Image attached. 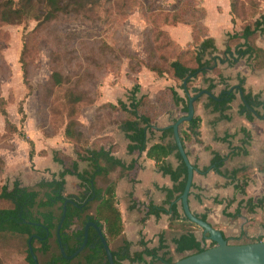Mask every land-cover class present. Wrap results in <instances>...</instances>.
Listing matches in <instances>:
<instances>
[{"label":"trees","instance_id":"trees-1","mask_svg":"<svg viewBox=\"0 0 264 264\" xmlns=\"http://www.w3.org/2000/svg\"><path fill=\"white\" fill-rule=\"evenodd\" d=\"M32 1L34 0H25L27 9ZM99 1L71 0L72 3L65 2L64 4V0H43L49 8L45 21L49 23L60 13L85 14L89 12L88 7L97 5ZM177 1L180 4L181 0ZM194 4L193 11L199 14L197 23L193 21H182V18L179 17L181 15L178 14L184 13L183 16L187 15L188 10L176 14L174 7L172 16L167 14V19L163 22L164 25L158 30V36L153 40L156 43L163 39L166 40L159 48L162 52L164 51L163 54H160L159 57L153 55L151 52L146 54L148 56L147 63L145 64L146 68L159 77L170 73L180 82L179 88L184 90L185 93V97L181 98L174 88H169L162 95L167 93L170 96L172 105L176 108L181 107L180 114L182 117L187 113L189 97L193 98L202 94L194 103V110L200 101L205 99L203 103L205 110H211L212 113L218 114L220 116L219 120L229 121V117L225 113L230 110L231 104L241 92L243 98L239 115L244 117L249 123L255 120H264V99L261 95H253L252 93L245 92L243 88L244 79H240L238 87L232 90L229 85L224 84L226 81L223 78H219V84L223 83L225 88L219 94H215V90L219 84L215 83L214 79L208 78V75L217 70L219 66L225 65L231 68L237 65L242 59L247 57L249 59H257L260 56V51L253 48L249 41L257 34L264 36L263 22L257 21L253 27L244 28L239 36H233L236 38L240 37L244 40V44L237 46L234 50L227 47L222 53H218L214 40L206 38L199 42L205 33V28L200 24L203 11L198 5V0H194ZM179 7L180 5L176 11L181 9ZM5 8L7 11H2ZM12 15L27 17L24 10L21 11L20 9L12 7L10 0H0V27L9 24ZM181 23H189L193 30V42L185 51L180 50L172 43L167 34L162 30L165 26H174ZM108 51L113 54L112 48L109 47ZM134 61L137 60L134 59ZM183 61L187 63H183ZM190 63L192 67L189 66ZM110 64L113 65V62H110ZM140 64H142V61L139 62L138 66L135 65L136 68L133 64L132 66L129 65L130 72L135 74ZM131 67L134 69H131ZM198 80H201L202 85L199 88L193 87ZM184 82H186V86L183 85ZM50 83L53 89L62 87L64 85V78L61 74L54 72L50 78ZM205 92L211 94L213 98L205 95ZM138 93L139 86L134 85L130 91L128 102H118L116 105L108 104L101 107H104L106 111L113 112V114L125 116V119L118 122L115 118L111 119V115H106L109 120V125L117 123L118 130L126 136L129 142L127 147L128 154L147 151V158L155 162L157 171L163 176L170 178L173 187L170 190H165L166 201L164 202V206L169 207V212L172 214L173 220L182 221L187 228H192V226L197 227L190 223L184 214L180 212L182 209L180 197L185 188L187 170L177 151L173 130L170 127L162 132L163 140H168L167 144L154 145L147 150L146 139L152 132V119L142 113L144 98H138ZM82 95L86 100L85 103L89 105H92L97 97L95 94L93 101H90L87 95ZM84 98L79 95L72 96L71 105L75 108L76 106L78 107L84 103ZM20 113H22V110ZM76 115L77 109L75 115H71L70 122L64 129V136L73 144L78 161L86 163L88 169L80 172L76 162H73L71 167L66 166L64 159L56 152L53 156V161L62 168V171L57 175H53L51 180L40 181L36 185V189L23 187L18 180L13 183L11 190L5 187L1 188L0 237H6L9 241H14L18 244L16 249L23 256L22 264H34L29 252V240H31L30 247L36 258L39 255L43 257L48 256V261L45 264H108L103 246L93 228H90L88 231V242L85 249L76 258L72 260L62 258L57 245L56 230L62 217L64 202L72 200L76 205L68 204L66 206V216L60 230V240L64 246L66 256H72L80 248L83 242L84 227L87 223L93 222L101 228L106 243L112 253L114 264H122L123 262L132 264H173V259L170 257L168 250L169 247L166 245L162 235L159 237L158 247L153 249L148 248L147 243L140 242V247L143 250L139 253L131 254V245L127 242H123V245L115 250L111 248V245L122 237V221L120 213L115 207L113 186L108 187L105 191H101L96 189L94 180L97 177L108 176L115 168L132 171L133 164L125 166L121 161L115 159L111 155L112 148L110 150H105L104 148L94 150L85 146L82 149V138L86 141V136L83 134V131L81 132L84 127L76 120ZM3 116L5 117L6 128L9 127L14 134L17 133L16 128L7 120L5 113ZM99 121L102 124L106 122L104 119ZM199 123L200 118L194 116L190 123H185L179 127V135L183 148L186 140L199 135ZM244 134L248 141L249 135L245 130ZM23 135H20V138ZM21 139L30 147L29 159L31 160L34 155V145L29 140H26L25 137ZM240 152L246 154L245 150ZM172 155L178 162L176 169H173L166 163V159ZM233 155L235 154L233 153ZM224 161L225 158L215 155L210 166L201 170V173L207 174L211 170L219 172L224 165ZM0 165L2 166V162H0ZM193 168L197 170V167L193 166ZM243 171L235 170L230 173L229 178L234 181ZM67 176L75 177L78 180V188L81 190L79 197L64 195L65 178ZM245 186L246 183H243L242 186L236 185L235 189L244 195ZM93 203L96 204V207L93 212H90L91 204ZM239 205H244L248 214H254L257 209L264 208V198L258 199L255 202L252 199H248ZM162 213H165L164 207L155 208L151 206L149 208L150 215H159ZM239 216V209L234 215H229L232 219H236ZM199 219L206 222L205 217ZM208 241L207 234L205 235L202 232V238L198 241L193 230L189 229L172 243L175 247L174 252L176 254L184 255L190 253L192 255L207 250L205 245ZM258 242H261V240ZM214 246L215 244L210 242L208 249ZM145 258H149L151 260L150 263H147Z\"/></svg>","mask_w":264,"mask_h":264},{"label":"crops","instance_id":"crops-1","mask_svg":"<svg viewBox=\"0 0 264 264\" xmlns=\"http://www.w3.org/2000/svg\"><path fill=\"white\" fill-rule=\"evenodd\" d=\"M198 3L203 11L200 24L205 28V33L199 42L206 38L214 40L218 53H222L227 47L234 50L237 46L244 44V40L240 37H233L234 35L239 36L244 28L253 27L257 21H262L264 27V0H198ZM162 30L180 50H187L193 42V30L189 23L168 25ZM249 43L260 51V56L257 59L247 57L231 68L225 65L219 66L217 70L208 75V78L214 79L217 84H219V78H223L226 81L224 84L229 85L232 90L238 87L240 79H244L245 92L261 95L264 99V36L257 34ZM138 58L140 61L142 60V64L135 74L130 72L129 65L125 69V74L130 75L135 81L124 78L126 83H122V78H120L121 82L117 87L106 82L105 88L101 92L100 101L103 105L126 103L130 98L133 86H139L137 97L144 98L142 113L152 119V132L146 139L148 150L154 145L167 144L168 140H163L162 132L170 128L181 117V107H174L170 96L167 93L162 95V93L169 88H174L181 98L185 97V93L179 88L180 82L170 73L159 77L146 68L147 60L144 54H139ZM189 66L192 67V64L190 63ZM224 84L217 86L215 94L224 90ZM201 85V80H198L193 87L199 88ZM97 101L96 105L100 103ZM204 102L205 99L200 101L194 115L200 118L199 135L184 142V150L190 164L197 167V170H194L188 198L190 212L195 217H205L206 222L213 229L221 232L228 243L233 240L243 241L245 244L260 240L263 242L264 208L257 209L254 214H248L244 205L240 206L239 204L248 199L255 202L264 198V120H255L249 123L239 115L242 105L240 94L231 104L230 110L225 113L229 117V121L219 120L218 114L212 113L211 110H205ZM120 115H118V122L125 119V116ZM18 121L12 119L11 124L17 128L20 124ZM1 123L3 129L0 128V133H3L6 129L5 120H2ZM23 125L26 140L35 146L34 163L42 166L44 161L38 152L40 143H42L38 142L41 133L38 129L33 132L32 120L29 117L24 118ZM117 127V123L110 124L106 127L108 130H103L102 135L90 138L87 147L94 150L98 148L110 150L112 148L111 155L115 159L121 161L125 166L133 164L132 171L115 168L108 176L97 177L94 180L98 190L100 189L97 188V181L99 179L108 180L101 191L113 186L115 207L120 213L123 230L122 237L118 240L120 243L118 248L123 245V242H127L131 245V254L139 253L143 250L140 247V242L143 241L147 243L148 248L153 249L158 247L161 235L166 245L168 242L172 243L186 232L182 221L173 220L169 207L164 206L165 190L172 189L173 183L169 177L163 176L157 171L155 162L147 158V151L128 154L129 142ZM244 130L249 135L248 141ZM13 136L14 151L0 154L6 170H17L20 154H23L24 159L27 160L31 151L24 140L15 134ZM63 137L69 145H72L65 138L64 133ZM56 150L55 152L60 153L59 148ZM244 150L246 154L240 152ZM215 155L225 158L223 167L219 172L211 170L207 174H202L201 170L210 166ZM52 163V165H58L53 161V158ZM166 163L173 169L178 166L173 155L166 159ZM59 168L62 171L60 166ZM235 170L244 171L232 181L229 176ZM243 183H246L244 195L235 189L236 185L242 186ZM151 206L164 207L165 213L150 215L149 208ZM238 209L240 216L236 219L230 218L229 215H234ZM180 212L183 214L182 209ZM201 238L202 233L197 240L200 241ZM37 261L40 264L39 256H37ZM47 261L45 260L44 264ZM145 261L150 263L151 260L145 258ZM122 264L132 263L123 262Z\"/></svg>","mask_w":264,"mask_h":264},{"label":"rangeland","instance_id":"rangeland-1","mask_svg":"<svg viewBox=\"0 0 264 264\" xmlns=\"http://www.w3.org/2000/svg\"><path fill=\"white\" fill-rule=\"evenodd\" d=\"M10 1L12 7L24 10L27 17L12 15L9 24L0 27V128L3 129L1 121L5 120V113L10 123L12 119L20 121L15 133L20 138L25 134L24 118L29 117L33 132L38 129L41 133L38 142L42 143L38 152L44 163L42 166L34 163L35 151L31 160H25L24 155L20 154L17 170H6L2 163L0 189L5 187L11 190L17 180L23 187L36 189L40 181H49L61 171L58 165H52L57 148L66 166L71 167L76 162L80 172L88 169L86 163L78 161L73 144L69 145L63 137L64 129L76 109V120L85 128L81 130L86 136V141L82 138L81 148L84 149L90 138L102 135V130H108L106 115L119 119L117 114L101 107L100 98L105 83L117 87L120 78L122 83H126L124 78L135 81L125 74L126 66H138L142 61L138 58L139 54H144L146 60L149 52L158 57L163 54L164 51L159 48L166 40L162 38L157 43L153 40L164 25L167 14L172 16L174 7L176 14L188 10L187 15L178 14L182 21L197 23L199 14L193 11L194 0H181L180 4L177 0H100L97 5L88 7L89 12L85 14L60 13L46 23L49 8L43 0L32 1L28 9L25 0ZM65 2L72 3L71 0ZM179 5L181 9L176 11ZM109 47L113 54L108 51ZM54 72L64 78V85L56 89L51 88L50 83ZM82 94L87 95L90 101H93L95 94L97 97L89 105ZM76 95L84 98V103L75 108L71 100ZM97 100L100 101L98 105ZM102 119L106 120L104 124L99 121ZM13 135L9 127L0 133V154L14 151ZM78 183L75 177L67 176L64 195L79 197L81 190ZM107 183L108 180L99 179L97 188L103 190ZM95 207V203L91 204L90 212ZM188 229H192L197 238L201 237L202 231L198 227ZM119 244L116 241L111 248L115 250ZM229 244L245 243L233 240ZM167 245L173 262L190 255H178L173 251L171 242ZM16 246L18 244L14 241L0 237V264L23 263V256L17 252ZM205 246L208 249L210 242ZM39 258L40 264L48 260V256L39 255Z\"/></svg>","mask_w":264,"mask_h":264},{"label":"water","instance_id":"water-1","mask_svg":"<svg viewBox=\"0 0 264 264\" xmlns=\"http://www.w3.org/2000/svg\"><path fill=\"white\" fill-rule=\"evenodd\" d=\"M183 85L186 86V82H184ZM239 94L240 97L243 98L242 93L240 92ZM201 95L193 98L189 97L186 115L178 118L175 123L171 126V128L173 130V136L177 146V151L181 156L182 161L187 170L185 188L180 197L183 214L190 223L196 225L199 229H201L203 234H207L209 241L214 243L215 246L201 253L192 254L187 257H184L179 261L174 262L173 264H264V241L242 245H230L221 232L213 229L207 222L196 218L190 212L188 198L192 187L194 168L190 164L188 157L186 156L185 150L182 146L179 135V127L185 123H190L193 120L195 115L194 103L197 101V99L201 97ZM205 95L210 98H213V96L207 92H205ZM68 204L76 205L72 200H67L64 202L62 217L56 230L57 245L62 258L65 260H72L76 258L85 249L88 242V231L90 228H93L96 231L97 236L103 246L108 260V264H114L112 253L106 243L102 230L97 224L93 222L87 223L84 227L83 242L80 248L72 256H66L64 246L62 245L60 240V230L65 220L66 206ZM30 241L31 240H29L30 255L34 261V264H38L37 258L34 255L32 248L30 247Z\"/></svg>","mask_w":264,"mask_h":264}]
</instances>
